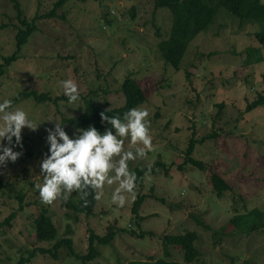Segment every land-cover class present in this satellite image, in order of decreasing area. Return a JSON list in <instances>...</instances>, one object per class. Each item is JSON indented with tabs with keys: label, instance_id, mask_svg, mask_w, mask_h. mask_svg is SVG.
<instances>
[{
	"label": "rangeland",
	"instance_id": "obj_1",
	"mask_svg": "<svg viewBox=\"0 0 264 264\" xmlns=\"http://www.w3.org/2000/svg\"><path fill=\"white\" fill-rule=\"evenodd\" d=\"M54 1L19 0L26 20L48 14ZM238 20L218 7L213 23L192 39L175 70L157 48L168 36L171 13L155 8L152 0H67L56 17L38 18L16 60L0 73V100L27 91L63 95L59 81L64 79L76 83L79 100L69 105L67 100L36 102L20 96L13 104L39 124L34 131L21 130L32 138L34 155L23 162L19 152L14 162L0 165V264H15L29 250L48 248L64 237L72 239L77 253H86L89 230L104 235L110 227L116 231L114 239L96 244L98 254L92 260L83 262L62 247L56 259L37 253L26 264L155 260L164 257L162 235L185 231L197 233L199 255L190 264H264V102L247 110L258 96L264 97V45L255 37L257 23ZM17 25L11 2L0 0V63L16 49ZM125 77L134 78L146 95L136 108L148 110L152 138L151 151L128 166L162 161L167 167L145 173L132 194L123 193L120 207L111 201L117 184H105L96 190L101 194L89 216L68 209L59 197L41 203L34 183L47 152L44 129L54 122L45 120L63 123L71 137L77 129L64 118L79 114L84 98L105 108L120 106L118 88ZM191 138L190 157L201 161L204 170L189 164L178 167ZM134 147L124 138V150ZM210 168L230 185L220 195L210 181ZM79 193L73 191L68 198L77 200ZM138 195L143 199L135 213ZM43 208L57 230L52 241L35 238L34 217ZM251 209L262 213L250 219L255 228L244 231L230 223L233 215ZM168 251L166 259L182 261L178 246L170 245Z\"/></svg>",
	"mask_w": 264,
	"mask_h": 264
},
{
	"label": "trees",
	"instance_id": "obj_2",
	"mask_svg": "<svg viewBox=\"0 0 264 264\" xmlns=\"http://www.w3.org/2000/svg\"><path fill=\"white\" fill-rule=\"evenodd\" d=\"M12 4V8L15 11V17L18 21L16 26L17 32L15 34L16 49L8 57H1L2 63H0V73L3 72L5 66L10 65L17 58V54L20 48L25 45L28 38L36 30V21L39 17H56L57 10L67 1V0H56L53 2V6L48 14H42L43 16L35 15L31 20H26L23 17V11L21 9V4L19 0H9ZM85 1V0H80ZM155 8H167L171 13V27L168 36L159 40L157 43V48L166 61V63L173 69H179L180 61L182 60L184 53L187 49L188 44L196 37L200 32L206 30L212 23L213 18L218 7H223L227 14L236 16L240 23L244 22H255L258 24L259 29L255 31L256 39L264 45V3L261 0H152ZM134 15V14H133ZM119 92L122 94L123 103L120 106L109 108L111 111L106 112V115L119 116L122 118L123 113H125L129 108H136L138 105L142 104L146 100V95L142 88L137 84L134 78L125 77L118 88ZM20 96L25 98L32 97L36 102L42 101H52L57 103L59 100H67L64 95H59L51 97L46 93H38L37 91H27L18 94L12 99V104H14ZM84 98V97H83ZM85 99V106L80 110L79 114L71 117L64 118L63 121L69 123L74 128H84L89 124L96 127L99 131H103L105 127H110L106 122L101 123L99 118V112L106 109L100 105L95 104L89 98ZM264 102V97L258 96L256 100L249 103L247 110H250ZM193 138L189 142L186 149V157L184 158L182 164L178 167L182 168L187 164L192 166H197L200 170H204L205 165L196 159L190 157L193 150L192 145ZM14 151L23 153L21 161L25 162L27 159L34 155V142L31 137L27 136L25 133L21 132V145L15 147ZM161 166L163 168L167 165L162 161H156L152 166L143 168H130L136 176L135 185L143 180L145 173L156 174L157 167ZM210 181L217 195H220L223 191L228 190L230 185L221 177L216 171L210 168ZM87 196H81L79 193V198L77 200H72L68 198L64 200L61 198V202L65 206L73 210L76 213L84 214L89 216L93 213V208L96 203L97 194L96 190L87 189ZM19 201L22 200V194L18 195ZM143 195H138L134 200V212L136 213V207L139 206ZM21 203V202H20ZM22 206H20L21 208ZM247 214H236L231 217L230 223L236 228H243V230H249L250 228H255L256 226L251 225V218L254 215L255 219H259L261 212L257 209H251ZM14 213L10 214L4 222L7 223L9 219L13 217ZM245 217H248L247 220ZM242 221H245L242 223ZM259 221V220H258ZM205 228L208 226L205 225ZM34 230L35 238L38 241H52L56 237V227L48 214V211L43 208L40 209L37 215L34 217ZM115 232L112 227L104 235H98L93 230H89L87 240V252L80 254L73 249L72 239L61 238L55 240L54 243L48 247H37L29 250L27 255H21L15 264H26L33 258L37 253L43 255H50L54 259L58 257V251L62 247L67 248L69 255L84 261H89L95 258L98 254L96 244L106 245L111 242L115 237ZM135 232L132 233L134 235ZM138 236H143V234H136ZM163 245L164 257H160L153 260H128L125 264H190L198 258L199 250L195 246V241L197 240V233L194 231H185L179 234H165L161 237ZM178 246L182 251V261L168 260L165 257H169L170 253L168 251L169 246Z\"/></svg>",
	"mask_w": 264,
	"mask_h": 264
},
{
	"label": "clouds",
	"instance_id": "obj_3",
	"mask_svg": "<svg viewBox=\"0 0 264 264\" xmlns=\"http://www.w3.org/2000/svg\"><path fill=\"white\" fill-rule=\"evenodd\" d=\"M62 94L72 105L79 100L76 83L71 79L59 81ZM109 108L99 112L101 123L110 127L99 131L89 124L78 128L70 137L55 118L50 128H45L47 152L39 162V177L34 183L41 203L51 204L58 197L64 200L73 191L87 196V189L100 190L105 184L117 186L111 193V201L117 207L123 206L125 196L135 189L136 176L130 171L128 161L142 158L151 151V136L148 133L149 113L146 108H129L119 116L106 115ZM39 123L28 118L27 112L13 107L12 100H0V165L14 162L20 155L14 151L21 145V130H35ZM130 140L134 149L124 150V138ZM109 173H112L111 175ZM101 193L97 192V197Z\"/></svg>",
	"mask_w": 264,
	"mask_h": 264
}]
</instances>
